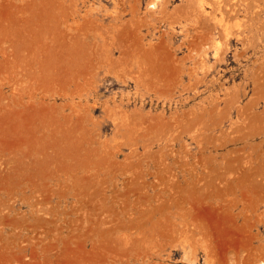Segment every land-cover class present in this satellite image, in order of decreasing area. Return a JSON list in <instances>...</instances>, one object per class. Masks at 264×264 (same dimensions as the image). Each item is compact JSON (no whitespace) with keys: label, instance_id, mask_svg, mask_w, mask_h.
I'll return each mask as SVG.
<instances>
[{"label":"rangeland","instance_id":"374dc122","mask_svg":"<svg viewBox=\"0 0 264 264\" xmlns=\"http://www.w3.org/2000/svg\"><path fill=\"white\" fill-rule=\"evenodd\" d=\"M79 1L81 13L92 6L94 19L115 31L113 0ZM217 1L200 0L216 47L200 51L190 47L197 29L186 0H170L166 15L140 0L138 15L152 24L142 28L150 31L146 42L169 39L165 30L174 24L171 65L137 71V83L124 80L117 63L96 66L79 79L78 95L11 46L8 33L23 31L25 9H0L1 110L18 108L17 92L57 106L95 104L86 119L51 111L58 121L25 125L30 140L23 141L9 134L0 111V264H150L158 243L164 259L173 178L209 182L200 188L204 201L235 212L247 206L254 213L247 231L263 249L264 0L248 16L224 17ZM182 24L189 30L180 34ZM195 260L208 264L202 251Z\"/></svg>","mask_w":264,"mask_h":264},{"label":"bare ground","instance_id":"6f19581e","mask_svg":"<svg viewBox=\"0 0 264 264\" xmlns=\"http://www.w3.org/2000/svg\"><path fill=\"white\" fill-rule=\"evenodd\" d=\"M21 1L22 5H17L15 0H3L0 3V9L4 12L13 14L12 8L17 7L24 8L25 10L20 11H25L26 16L29 15L23 31L12 29L13 34L8 33L11 46L22 55V60L27 65H36L44 69L62 83H72L74 87L69 91L71 95L82 93L79 79L85 78L91 68L96 66H111L117 63L124 80L129 77L131 81L137 83L140 79L137 71L140 73L160 71L171 65L168 48L169 41L176 35L174 24L169 22V29L165 30L169 39H164L163 35L159 34L156 42H146L150 31L143 33L142 28L149 29L152 24L148 19L138 15L140 0H113L116 10L111 16L115 20V31L94 19L93 13L96 9L92 6L81 13L78 0ZM186 1L190 6L187 12L195 22L191 25L197 29L196 37L190 41V47L205 51L208 45L216 49L214 41L209 36L211 24L202 3L200 0ZM259 1L221 0L217 1L215 10L220 11L222 17L226 13L232 15L243 13L248 16L254 7L258 8L256 3ZM79 2L86 6L87 0ZM149 5L150 8L160 10L159 12L166 15L170 0H162L160 3L152 0ZM184 30L187 32L189 30L186 24L181 25L178 33L183 34ZM221 31L225 35L231 32L224 24L221 25ZM98 36L103 42H100ZM115 52L118 53L116 58ZM17 94L19 97L14 99V103L18 108L8 104V109L2 107L3 110L0 108V111L5 110L9 134L20 141L30 140L27 131L23 132L25 125L47 118L55 119L54 122H57V115H53L51 111L59 112L64 119L73 114L81 118L83 114V118L86 119L87 113L95 107V104L90 106L88 102H84L85 104L65 102L57 106L46 102L45 99L36 102L31 94L27 99L22 98V92ZM64 107H68L71 112L61 111ZM1 115L3 116L2 113ZM54 134L51 132V138L60 143ZM64 145L72 148L70 144ZM205 185L210 183L195 177L173 178L169 181L166 194L167 226L163 234L166 237L165 258H162L160 252L162 247L158 243L157 249L150 254V264H195L198 251L205 254L208 264H264V247L260 250L261 243L255 244L257 237L247 231L254 213L245 205L235 212L225 206L204 201L200 188ZM180 254L181 258H177Z\"/></svg>","mask_w":264,"mask_h":264}]
</instances>
